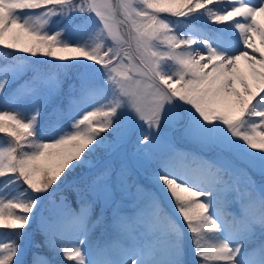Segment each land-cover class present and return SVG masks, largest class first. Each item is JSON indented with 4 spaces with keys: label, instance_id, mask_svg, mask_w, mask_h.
Instances as JSON below:
<instances>
[{
    "label": "snow or ice",
    "instance_id": "obj_1",
    "mask_svg": "<svg viewBox=\"0 0 264 264\" xmlns=\"http://www.w3.org/2000/svg\"><path fill=\"white\" fill-rule=\"evenodd\" d=\"M0 48V264H264V0H0Z\"/></svg>",
    "mask_w": 264,
    "mask_h": 264
},
{
    "label": "trees",
    "instance_id": "obj_2",
    "mask_svg": "<svg viewBox=\"0 0 264 264\" xmlns=\"http://www.w3.org/2000/svg\"><path fill=\"white\" fill-rule=\"evenodd\" d=\"M168 19L172 20L173 22H176V18L175 17H170L169 16ZM194 26L199 27V25H194ZM48 27H53V25L49 24ZM57 30H58V28H57ZM6 51L7 50H3L2 48H0V53H5ZM4 58H6V57L3 56V55H0V61H2ZM41 59H45V58H41ZM43 67L46 68L47 66H43ZM3 138H4V134H0V143L3 142ZM141 179H142V182L144 183L145 187H147L150 190H152V185L148 182V179L145 178V177H142ZM260 179H264V178H262L259 175V173L252 174V180L255 181V184H256L257 187L260 185V183H259ZM62 194L64 196H67L69 199L73 198V196H74V192H73L71 186L67 185V184L63 186ZM165 208H166V210L171 211L168 208L167 202H165ZM0 239L7 240V235L4 232H2V231H0ZM41 240H42V237L39 234H37L36 237H35V242L38 243ZM35 242H28L26 244L25 260L28 261L29 264H30V261H31L32 257L34 255H37V254L45 255V256H48L49 258H51V254L48 253V250L46 248H44V247L37 248L35 246Z\"/></svg>",
    "mask_w": 264,
    "mask_h": 264
},
{
    "label": "rangeland",
    "instance_id": "obj_3",
    "mask_svg": "<svg viewBox=\"0 0 264 264\" xmlns=\"http://www.w3.org/2000/svg\"><path fill=\"white\" fill-rule=\"evenodd\" d=\"M262 178H264V177H262ZM259 183L264 184V179H260Z\"/></svg>",
    "mask_w": 264,
    "mask_h": 264
}]
</instances>
